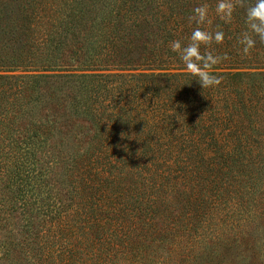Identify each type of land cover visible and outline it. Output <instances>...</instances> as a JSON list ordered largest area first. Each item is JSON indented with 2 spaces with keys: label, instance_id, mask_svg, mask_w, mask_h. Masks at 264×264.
<instances>
[{
  "label": "trees",
  "instance_id": "obj_1",
  "mask_svg": "<svg viewBox=\"0 0 264 264\" xmlns=\"http://www.w3.org/2000/svg\"><path fill=\"white\" fill-rule=\"evenodd\" d=\"M216 2L0 0V264H264V44Z\"/></svg>",
  "mask_w": 264,
  "mask_h": 264
},
{
  "label": "clouds",
  "instance_id": "obj_2",
  "mask_svg": "<svg viewBox=\"0 0 264 264\" xmlns=\"http://www.w3.org/2000/svg\"><path fill=\"white\" fill-rule=\"evenodd\" d=\"M234 0H217L216 16L224 23H230L235 11ZM196 27L191 32L189 42L182 45L180 40L171 42V51L179 55L186 72L199 83L201 88L216 87L221 83V77L214 74V66L227 57L213 55L211 52L202 53V47H211L214 43L221 44L224 39L223 31H206L202 25L210 24L209 7L201 4L193 8L189 18ZM257 40L264 44V0H254L245 12V31L238 40L242 53L246 56L252 50Z\"/></svg>",
  "mask_w": 264,
  "mask_h": 264
},
{
  "label": "rangeland",
  "instance_id": "obj_3",
  "mask_svg": "<svg viewBox=\"0 0 264 264\" xmlns=\"http://www.w3.org/2000/svg\"><path fill=\"white\" fill-rule=\"evenodd\" d=\"M235 70H246V69H244V68H237V69H235Z\"/></svg>",
  "mask_w": 264,
  "mask_h": 264
}]
</instances>
